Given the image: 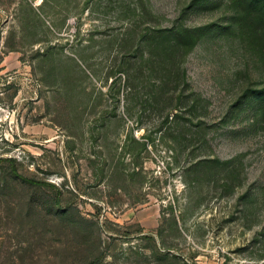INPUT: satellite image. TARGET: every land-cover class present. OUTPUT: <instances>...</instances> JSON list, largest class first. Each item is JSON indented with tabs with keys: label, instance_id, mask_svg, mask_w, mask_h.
<instances>
[{
	"label": "rangeland",
	"instance_id": "374dc122",
	"mask_svg": "<svg viewBox=\"0 0 264 264\" xmlns=\"http://www.w3.org/2000/svg\"><path fill=\"white\" fill-rule=\"evenodd\" d=\"M147 1L155 17L0 0V264H264V18L234 0ZM148 24L206 26L175 120L125 42ZM206 156L231 171L189 168Z\"/></svg>",
	"mask_w": 264,
	"mask_h": 264
},
{
	"label": "trees",
	"instance_id": "16d2710c",
	"mask_svg": "<svg viewBox=\"0 0 264 264\" xmlns=\"http://www.w3.org/2000/svg\"><path fill=\"white\" fill-rule=\"evenodd\" d=\"M86 1L87 3L89 2V0ZM234 2L241 5L244 11L250 13L258 8L259 13L257 20L260 21L264 18V0H234ZM108 3L112 4L111 7L117 6L124 9L123 11L127 17L134 15L155 17L147 0H109ZM133 22V30L136 31L139 24H137V20L135 19ZM205 31L206 26L191 27L183 24L172 26L148 24L147 27L140 30L137 35L132 34L133 36L131 35L125 39L127 44H132L129 50L135 55H138L137 52L141 51L138 57L142 59V65H140L138 73L145 74L144 69L147 66L149 69L148 75L156 74L157 77H159L160 83L154 87L152 96L156 102H159L161 98L164 99V104L167 107L166 120H168L170 116L175 120L182 114L181 112L187 110L184 107L188 106L187 101L189 100L186 99L188 94H186L185 91L189 87V80L185 59L190 49L198 42ZM191 94H194V92H191ZM201 99V96H195L191 99L189 106L191 108H197L198 102ZM178 107L182 111L172 110ZM190 107L189 109H191ZM2 159L4 158L0 157V160ZM229 161L228 159L223 160L219 156H206L192 162L189 168L195 172H198L201 167L228 168ZM13 166L15 173L27 181L33 183H49L48 181L27 177L21 174L14 164ZM228 171H231V168H228ZM134 172L137 173V170H134ZM228 177L229 176H226V178ZM226 181L224 184H228ZM161 213L162 223L165 222V220L173 218L175 222H172V224L168 223V225H176V217L178 214L173 209V200L168 199L164 202ZM158 231L160 235L164 234L165 228L162 224L158 227ZM160 250H163L161 253L162 255H175L174 252H171V247L167 244L166 246H162ZM104 256L105 252H102L96 258L81 264H97L99 259H102Z\"/></svg>",
	"mask_w": 264,
	"mask_h": 264
}]
</instances>
